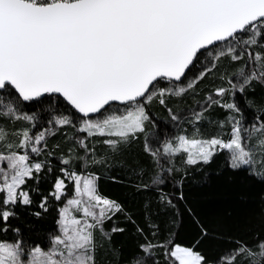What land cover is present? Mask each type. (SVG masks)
<instances>
[{
    "label": "snow or ice",
    "instance_id": "obj_1",
    "mask_svg": "<svg viewBox=\"0 0 264 264\" xmlns=\"http://www.w3.org/2000/svg\"><path fill=\"white\" fill-rule=\"evenodd\" d=\"M237 44L264 48V0H0V118L31 122L35 117L21 113L16 106L20 101L62 97L86 118L79 131L118 138L104 141L117 151L119 145L130 143L144 131L149 115L143 104L157 95L164 104L166 93L179 96L186 91L176 85L160 87L161 80L181 81L190 66L201 57H210L211 65L189 81L187 87L191 88L196 79L216 67L221 57L241 59L242 54H235ZM249 58L254 70L249 74L239 69L237 76L242 82L232 84L240 92L254 80L264 82V54L249 53ZM227 92L219 88L215 95ZM7 97L11 99L5 104ZM111 102L125 105V113L97 121L87 119L90 114L106 112ZM221 107L238 111L232 103ZM201 118V113L195 115V121ZM68 123V117L56 119L57 125ZM241 133L240 121H235L228 141L181 136L175 147L165 145V153L183 151L188 164H197L200 160L208 163L218 150H227L232 168L245 167L264 177V123L254 125L249 133V139L252 133H259L255 143L246 142ZM12 135L18 143L9 139L0 124V162L6 163V168H0V232L4 233L9 229V219L16 215L14 207L32 203L22 186L43 167L42 162H31L27 152L17 154L14 149H30L39 155L36 145L45 139L46 132L33 137L29 129H22ZM79 143L85 147L83 140ZM189 145L198 146V151L193 153ZM258 161L260 170L255 167ZM61 162L69 164L68 159ZM65 174L74 182L75 195L60 210L59 234L52 237L50 247L35 246L26 252L20 239H0V264H97L95 233L99 230L101 236L110 239L103 224L122 211V206L99 193L94 175ZM153 182L162 181L157 177ZM54 187L53 195L60 200L64 181L58 178ZM46 203L45 198L40 205L44 211ZM73 208L83 219L72 214ZM117 231L123 229H112ZM236 243L238 247L220 264H264V240L253 246ZM157 247L164 248L165 259L173 258L170 264H202L204 260L200 253L180 246L168 249L164 244L148 242L141 250L151 255ZM132 264L145 262L134 256Z\"/></svg>",
    "mask_w": 264,
    "mask_h": 264
},
{
    "label": "trees",
    "instance_id": "obj_2",
    "mask_svg": "<svg viewBox=\"0 0 264 264\" xmlns=\"http://www.w3.org/2000/svg\"><path fill=\"white\" fill-rule=\"evenodd\" d=\"M256 52L264 54V48L259 44H237L235 54H242L241 59L233 61L225 55L203 78L196 79L193 87L185 88L182 95L166 93L164 104L157 95L143 104L149 115L144 131L137 133L130 143L119 145L117 151L104 141L118 138L89 136L79 131L82 117L62 98L45 96L32 102L20 101L16 105L19 111L35 119L13 122L0 118V124L16 143L18 138L12 133L22 129H29L33 137L46 132L45 139L36 145L39 155L30 149H14L18 154L27 152L31 162H42L43 167L22 186L32 203H18L14 207L16 215L9 219L7 233L0 232V239H20L26 252L35 246L47 250L52 237L59 234L60 210L75 195L74 182L65 173L76 172L97 177L99 193L122 206V211L103 224L110 239L101 236L99 230L95 233L97 264H132L134 256L142 257L145 264H170L173 258L165 259L164 248L157 247L151 255L145 254L141 245L148 242L164 244L168 249L176 245L191 248L202 255V264H220L227 253L238 247L237 241L253 246L264 240V177L245 167L232 168L227 150H218L208 163L200 160L197 164H188L183 151L165 153V144L175 143L179 136L228 141L235 121H240L245 141L255 143L259 133H252L250 139L249 133L254 125L264 123V82L254 80L243 92L233 89L232 84L242 82L237 76L239 69L244 68L249 74L254 70L249 53ZM211 62L210 57H201L181 81L163 79L159 86L183 85L198 77ZM219 88L227 89V94L216 96ZM210 97L220 104L212 103ZM10 99L7 97L4 103ZM224 103L235 104L238 111L221 107ZM119 106L124 105L111 104L107 110ZM197 113L202 114L199 121H195ZM60 117H68L70 123L57 125L56 119ZM80 140L85 147H81ZM64 159L69 164H63ZM255 167L261 169L259 161ZM157 177L162 182L154 183ZM58 178L65 185L60 200L53 195ZM45 198L47 211L40 207ZM113 228L123 231L112 232Z\"/></svg>",
    "mask_w": 264,
    "mask_h": 264
},
{
    "label": "rangeland",
    "instance_id": "obj_3",
    "mask_svg": "<svg viewBox=\"0 0 264 264\" xmlns=\"http://www.w3.org/2000/svg\"><path fill=\"white\" fill-rule=\"evenodd\" d=\"M212 50H213V51H214V50L216 51L217 48L213 47ZM188 83H189V82H187V83H185V84H183V85H180V87L187 88ZM124 113H125V105H124V106H119V107H114V108H112V109H110V110H107V111H106L105 113H103V114H99V115H96V116L88 117L87 119H90V120H92V121H97V120H102L105 116H108V115H122V114H124ZM85 119H86V118H82V119H81V121H80V127L82 126L83 121H84ZM179 137H181V136H179ZM179 137H177V138L175 139V143H174V142H170V143H166L165 145H171V146L175 147V146L179 143V140H178ZM188 147L191 148V150L193 151V153H196V152L198 151V146H191V145H189ZM0 152H1V151H0ZM17 154H18V153H17ZM0 168H6V163H4V162H0ZM85 176H87V175H85ZM71 211H72V214L75 215V217H76L77 219H83L81 213L76 212L74 208H73ZM180 247H182V246H180Z\"/></svg>",
    "mask_w": 264,
    "mask_h": 264
},
{
    "label": "water",
    "instance_id": "obj_4",
    "mask_svg": "<svg viewBox=\"0 0 264 264\" xmlns=\"http://www.w3.org/2000/svg\"><path fill=\"white\" fill-rule=\"evenodd\" d=\"M189 70V69H188ZM188 70H186V73H187V71ZM183 79V78H182ZM173 82H177V81H173ZM179 82V81H178ZM18 95V94H17ZM60 98H62V97H60ZM63 99V98H62ZM111 104H116V105H121L119 102H111ZM110 104V105H111ZM68 106H70V105H68ZM71 107V106H70ZM73 109V108H72ZM75 112H76V110L75 109H73ZM78 115H80L82 118H84L83 116H82V114H80V113H78V112H76ZM99 113H96V114H90V116L89 117H92V116H96V115H98Z\"/></svg>",
    "mask_w": 264,
    "mask_h": 264
},
{
    "label": "crops",
    "instance_id": "obj_5",
    "mask_svg": "<svg viewBox=\"0 0 264 264\" xmlns=\"http://www.w3.org/2000/svg\"><path fill=\"white\" fill-rule=\"evenodd\" d=\"M176 246H177V245H176ZM174 247H175V246H174ZM174 247H173V248H174Z\"/></svg>",
    "mask_w": 264,
    "mask_h": 264
}]
</instances>
